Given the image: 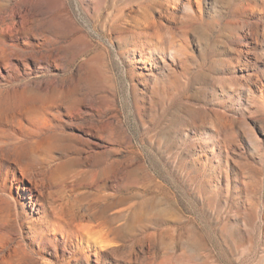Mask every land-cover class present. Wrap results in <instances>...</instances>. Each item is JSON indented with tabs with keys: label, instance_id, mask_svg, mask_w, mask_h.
<instances>
[{
	"label": "rangeland",
	"instance_id": "374dc122",
	"mask_svg": "<svg viewBox=\"0 0 264 264\" xmlns=\"http://www.w3.org/2000/svg\"><path fill=\"white\" fill-rule=\"evenodd\" d=\"M0 264H264V0H0Z\"/></svg>",
	"mask_w": 264,
	"mask_h": 264
},
{
	"label": "bare ground",
	"instance_id": "6f19581e",
	"mask_svg": "<svg viewBox=\"0 0 264 264\" xmlns=\"http://www.w3.org/2000/svg\"><path fill=\"white\" fill-rule=\"evenodd\" d=\"M26 163H28V162H26ZM40 164V163H39ZM38 164V165H39ZM29 165V164H28ZM33 165V164H32ZM64 165V164H63ZM41 166V165H40ZM39 166V167H40ZM30 167V166H29ZM35 167H37V165L35 166ZM25 168H27V169H25L24 170V172H25V175L26 176H30V177H37V175H36V172L34 171V170H32V169H29L28 168V166L27 167H25ZM39 169V168H38ZM38 169L36 170V171H38ZM60 170V169H59ZM41 172H42V170H40ZM40 171H38V172H40ZM41 172L39 173V174H41ZM38 174V175H39ZM42 175V174H41ZM44 175V174H43ZM68 196V195H67ZM69 200V199H68ZM77 202V201H76ZM75 202V203H76ZM76 205V204H75ZM70 208V207H69ZM74 208V207H73ZM76 216V215H75ZM78 218V217H77ZM80 218L83 220V219H88V218H91V216L89 215V216H86L85 214L84 215H82V216H80ZM72 219H75V218H72ZM71 219V220H72ZM94 223V222H93ZM74 225V224H73ZM69 226V225H68ZM77 228L81 231V232H86L87 234H89V235H91L92 233H93V230H95V229H98V231H97V233H102V228H101V223L100 224H93V225H85V224H83V223H80V224H78L77 223ZM74 227V226H73ZM69 229V228H68ZM82 233V234H83ZM66 243H69L68 241H66Z\"/></svg>",
	"mask_w": 264,
	"mask_h": 264
}]
</instances>
